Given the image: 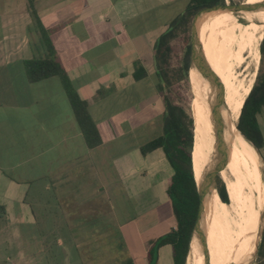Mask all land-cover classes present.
Here are the masks:
<instances>
[{
  "label": "crops",
  "instance_id": "0c3cea01",
  "mask_svg": "<svg viewBox=\"0 0 264 264\" xmlns=\"http://www.w3.org/2000/svg\"><path fill=\"white\" fill-rule=\"evenodd\" d=\"M178 1L13 0L9 4L1 0L0 219L11 212L14 220L28 216L30 221H35L33 207L27 199L31 188L39 183H44L46 191L52 186L60 188L63 199L68 194L64 188L76 184L83 188L95 178L100 181L103 169L126 172L119 180L134 176L136 185H140L143 168H155L166 161L159 149L145 156L139 152V146L144 143L141 138L155 123L149 107L145 110L134 104L130 111L114 112L111 106L130 89L143 91L144 85L157 97L163 113V96L151 80L155 72L156 38L150 40L148 34L143 38L148 50L146 59L127 32V24L162 19L165 29L181 12L174 13ZM29 2L46 29L73 89L87 102L88 114L101 139L94 148L86 146L59 78L49 77L34 83L27 79L24 61L44 56L31 26ZM187 3L188 0L183 10ZM160 11L162 14H158ZM118 35H121L119 41ZM135 64L146 72L137 81L133 79ZM147 65L152 68L150 73ZM171 174L172 170L163 179L165 193ZM11 224L15 223L5 222L6 226ZM59 244L63 247L62 241ZM13 249L22 252L23 247L14 245ZM16 253L0 254V263L15 264L12 257Z\"/></svg>",
  "mask_w": 264,
  "mask_h": 264
},
{
  "label": "rangeland",
  "instance_id": "374dc122",
  "mask_svg": "<svg viewBox=\"0 0 264 264\" xmlns=\"http://www.w3.org/2000/svg\"><path fill=\"white\" fill-rule=\"evenodd\" d=\"M12 1L6 0L5 3L11 4ZM186 2L187 0H179L175 3L173 8H177V10H174V13H179L177 11L182 13ZM242 2L244 0H224V4H240ZM1 7L3 6L0 4V9ZM158 14H162V11ZM191 20L186 34L178 32L176 38L170 43L173 47L169 71L172 85L168 95L173 102L182 105L192 115L193 91L188 79V73L192 66L190 65L185 76L179 72L186 37L190 43ZM165 29L162 19L159 21L136 20L127 24V32L132 36L136 45H139L146 59L148 50L143 42L145 34H148L147 38L150 40L157 39ZM230 32V36L225 35L217 42L212 63L231 43L234 32ZM120 39L121 35H118L117 41ZM228 61L229 54L221 59L222 70H225V62ZM249 66L250 64L244 76L248 72ZM147 70L150 73L152 68L149 66ZM262 73H264V58L261 60L259 56L247 93L255 84L257 75ZM211 77L212 75L208 81L212 87ZM151 80L156 83L153 74H151ZM207 87L206 83L203 89H207L212 97L213 87ZM142 88L141 92L134 89L128 90L124 96H121L122 99H116L111 107L114 112L124 109L130 111L134 104L140 106L141 109L145 107V110L146 106L149 107L147 110L155 123L153 130L150 129L141 138L145 143L161 134L163 113H161V104L157 101V97H154L150 90L145 89L144 85ZM150 103L153 106L150 107L148 105ZM193 114L196 130L200 129L201 134L204 130L203 122H207L210 111H202L196 104ZM258 123L264 135V110L258 116ZM232 128H235L234 122ZM245 148L241 147L237 141L232 173L236 183L237 202L239 207L244 209L245 224L251 232L252 245L248 264H264V256L258 254L260 242L264 237V212L260 230L257 231V225L261 219V188L255 159ZM255 151L261 164L264 182V148L261 151ZM143 169L141 170L143 182L140 185H136L137 179L134 176H131L129 180L124 177L119 180L118 177L126 172L103 169L100 171L102 176L100 181L95 178L94 181L89 182L92 187L86 182L83 188L77 184L74 187L64 188L65 194H68L63 199L58 187L52 186L46 191L43 188L44 183L33 186L29 193V197L33 199L28 198L27 200L33 207L35 221L33 219L30 221L28 216L14 220V214L11 212L8 216H3L0 219V254H15L17 250L15 251L13 246L20 245L21 248L23 247L22 252L17 251L18 254L16 253L12 257L15 264H124L127 260H131L133 264H146V252L149 245L168 232L172 226L173 218L170 213V201L163 184V179L171 172L168 162L164 161L155 168ZM217 177L225 186L227 175L224 174L223 181L219 174ZM128 181H131V186ZM80 187L84 190L80 191ZM76 190L80 192L76 193ZM226 194L228 198V183ZM226 205L228 213L218 206L217 215L211 224V230L221 226V231L208 241L204 248V255L199 249L197 250L195 264H203L204 258L205 264H223L226 261L229 264H237L229 254L230 249L227 243L231 225L229 198ZM5 222L15 224L6 226ZM59 240L62 241L63 247L60 246ZM189 250L190 246L188 252ZM157 264H172L170 246H163L157 250Z\"/></svg>",
  "mask_w": 264,
  "mask_h": 264
},
{
  "label": "trees",
  "instance_id": "16d2710c",
  "mask_svg": "<svg viewBox=\"0 0 264 264\" xmlns=\"http://www.w3.org/2000/svg\"><path fill=\"white\" fill-rule=\"evenodd\" d=\"M218 4H224V0H188L183 12L170 22L165 31L155 40L153 45L154 75L156 78L155 86L157 91L162 94L164 104L162 131L161 134L141 144L139 146V152L141 155L145 156L154 150H161L172 170L166 188V195L170 201L173 226L165 235L157 238L149 245L146 252V264H157V250L164 245H169L171 248L172 264H185L189 249L190 235L198 207V193L192 169L194 149L191 155L193 135L195 141V134L191 114L187 112L182 105L173 102L168 95L169 88L172 85V78L169 71L173 47L170 43L176 38L178 32L186 34L191 18L199 10ZM28 13L31 18L32 29L36 33L38 42L42 46L44 53V56L41 58H32L24 61V69L28 81L34 83L49 77H58L72 109L76 124L84 137L86 146L88 148H94L100 145L101 139L88 114L87 102L81 99L73 89L61 63L56 58L47 31L42 26L31 2L28 3ZM227 28V10H216L211 12L207 14L199 24L198 40L207 72L212 65L214 49L219 41L218 32L222 30V32H225L224 36H230L231 32H228ZM185 43V50L181 58V68L179 70L183 76L187 75L189 69L190 45L187 37ZM259 51L262 60L264 58V37L260 42ZM249 64L250 60H247L244 66V74ZM145 76L146 72L144 68L139 64H135L133 79L137 81ZM201 78L202 76L198 70L192 67L188 73L192 91L194 81H199ZM203 93L209 111L212 104V97L209 95L207 89H203ZM263 110L264 73L257 75L255 84L251 87L250 92L244 100L237 123L235 122L236 128L258 151L264 148V135L258 123V116ZM197 132L200 133V129H198ZM236 134L240 137L237 130ZM239 144L241 147L245 148L244 145L241 143ZM206 167L205 151L201 141L196 154L197 182L201 179V174ZM226 187L227 181L224 186L223 182L217 177L216 192L225 206H227L226 204L228 202ZM226 210L227 208L224 211L226 212ZM240 212L245 222L244 209L240 208ZM216 215L217 211L212 220ZM212 220L205 232L211 230ZM260 224L261 219L258 222L257 231L260 230ZM207 243L208 242L204 243V248L207 246ZM258 254L264 256V237H262L260 242ZM124 264H133V262L127 260ZM240 264L242 263L240 262Z\"/></svg>",
  "mask_w": 264,
  "mask_h": 264
},
{
  "label": "bare ground",
  "instance_id": "6f19581e",
  "mask_svg": "<svg viewBox=\"0 0 264 264\" xmlns=\"http://www.w3.org/2000/svg\"><path fill=\"white\" fill-rule=\"evenodd\" d=\"M264 0H244L246 4H261ZM228 28L227 31H233L231 43L224 49L222 54L215 58L210 69L208 70V79L212 75V87L214 94L218 95L221 99L220 115L227 119L228 123L225 127V157L224 163L221 166L219 176L221 180L224 179V174L229 186V211L231 214V225L227 237L228 248L230 249V256L239 264L240 262H247L250 258L252 238L249 228L246 226L241 217L240 207L237 202L236 183L232 173V162L237 150V141L244 145L246 149L253 155L256 163L258 179L261 188V221L264 212V182L261 173V164L258 160L255 149L250 146L244 139L236 134L235 128H232V123L238 120L240 110L247 97V91L253 79V70L259 59L258 46L264 37V9L258 11L235 15L227 10ZM243 20L240 22L239 20ZM253 26V27H252ZM241 37H240V33ZM224 31L219 30L218 40L224 36ZM229 54V61L225 62V70H222L221 59ZM249 57V58H248ZM250 60L249 70L246 75L244 74V66L247 60ZM212 72V73H211ZM206 85V80L202 78L199 81H194L193 85V101L191 103L193 129L195 134V141L193 135V145L191 155L193 153V174L196 179V154L198 146L202 140L203 149L205 151V158L207 165L214 155V120L212 118V106H210V116L203 122V132L200 134L196 130L195 118L193 108L197 104L202 111H208L207 101L203 94V88ZM230 90V92H229ZM247 93V94H246ZM213 94V96H214ZM246 94V96H245ZM209 113V112H208ZM237 115V116H236ZM202 119V118H201ZM202 125V124H201ZM206 135V136H205ZM195 144V146H194ZM192 162V160H191ZM197 181V180H196ZM226 209V206L218 198L216 192H212L208 198L205 207V216L203 224L204 243L210 241L214 235L221 231V226L214 227L212 230L205 232L209 226L217 207ZM227 211V210H226ZM228 213V212H226ZM261 226V224H260ZM199 249L195 239L190 243V250L186 256L185 264H195V254ZM223 264H229L228 261Z\"/></svg>",
  "mask_w": 264,
  "mask_h": 264
},
{
  "label": "water",
  "instance_id": "95a60500",
  "mask_svg": "<svg viewBox=\"0 0 264 264\" xmlns=\"http://www.w3.org/2000/svg\"><path fill=\"white\" fill-rule=\"evenodd\" d=\"M260 9H264V2L259 4H246L244 2L240 4H218L214 5L209 8H204L199 10L191 20L190 24V53H189V67H195L196 70L200 73L203 79L206 80L208 85L207 88H212L209 83V79L207 76V69L206 65L203 61L200 45L198 40V28L199 24L202 19L209 13L214 12L216 10H228L235 15L241 14H248ZM243 22V20H239ZM191 67V68H192ZM212 118L214 120V134H215V142H214V155L212 159L209 161L206 169L202 172L201 179L199 182L196 181L195 183L197 187L198 193V207L197 213L195 217V221L192 227L191 235H190V242L195 239L196 243L199 246V250L204 255V234H203V224H204V216H205V207L208 198L211 196L212 192H216V178L220 172L221 166L224 163L225 157V127L228 123L227 119L220 115V108H221V99L218 95L214 94L212 96ZM237 133L243 138L246 142H248L255 150H257L254 145L248 141L242 133L236 128ZM194 175V174H193ZM217 193V192H216ZM188 254V253H187ZM205 264V258L203 259ZM249 259L247 262H243L242 264H248Z\"/></svg>",
  "mask_w": 264,
  "mask_h": 264
},
{
  "label": "built area",
  "instance_id": "2783aa9c",
  "mask_svg": "<svg viewBox=\"0 0 264 264\" xmlns=\"http://www.w3.org/2000/svg\"><path fill=\"white\" fill-rule=\"evenodd\" d=\"M226 1V0H225Z\"/></svg>",
  "mask_w": 264,
  "mask_h": 264
}]
</instances>
